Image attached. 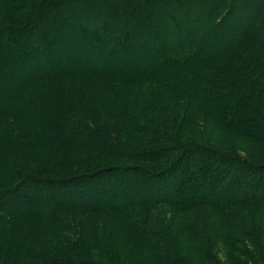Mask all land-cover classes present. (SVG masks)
Returning <instances> with one entry per match:
<instances>
[{
	"label": "rangeland",
	"instance_id": "374dc122",
	"mask_svg": "<svg viewBox=\"0 0 264 264\" xmlns=\"http://www.w3.org/2000/svg\"><path fill=\"white\" fill-rule=\"evenodd\" d=\"M20 2L0 0V23L3 19L7 22L20 19L26 12V6H20ZM125 4H128L126 12L120 17L111 14L104 30L108 37L99 33L100 41L93 48L90 41L89 44L68 28H57L61 25L57 19L60 15L53 21L48 18L41 28L48 31V42L43 44L39 40L40 45L35 50L28 43L29 38L37 36H26V28L11 34L0 33V191L25 193L23 201L29 206L26 211L6 213L3 209L17 201L13 202L11 196L3 199L0 196V264H127L124 258L136 264H258L262 260L264 263V206L251 204L238 212L232 208L233 216L229 220L242 232L234 235L231 228L224 230L221 227L222 237V230L217 233L221 215L208 208L205 202L199 204L201 207L197 206L199 201L205 200L204 195L198 193L193 202L185 203V208L191 207L189 210H174L164 203L166 189L160 188L156 177H149L144 172L169 168L171 165L167 164L173 162V158L175 160L177 152L170 143L175 139L179 141L180 136L189 139L194 147L214 148L224 154L238 155L250 163H264V144L254 141L247 133L258 131V126H241L242 134L222 131L215 120L217 118L213 117L218 114L217 120L224 118L221 107L215 111L208 107V103L205 108L209 112H205L204 108L197 109L193 101L187 100L179 88L173 87L175 90H172L170 86L167 93L160 85L147 82V78L155 76L154 70H138L137 64L145 62L153 48L167 42L169 26L152 14L147 5L136 7L132 12L128 8L131 2ZM131 12L135 19L126 26L125 19ZM77 15L80 17L74 15V18L84 24L96 18L87 12ZM150 27L157 29L149 38V43H155L153 48L148 43L145 45L146 42L139 44L144 38L148 40L143 31L149 30L150 33ZM127 30L131 35L127 37V43L122 44L119 37ZM46 70L66 71L62 74L66 81L62 84L63 91L72 93L75 101L84 103L82 107L91 104L96 113L86 114L95 117L99 125L108 128L112 135L122 132L120 136L123 135L122 139L132 149L108 152L103 148L100 136L92 131L83 132L84 138L80 140H67L74 113H68L67 120H61L52 110L43 111L35 85L24 88V84L22 92L19 91L21 95L17 94L18 85ZM97 70L103 72L92 74ZM206 81L202 78L201 84ZM210 98L213 97H208L206 103ZM234 102L236 105L240 103ZM72 107L71 102L67 103L64 113L72 112ZM242 112L240 110L237 114L241 116ZM50 113L53 117L56 114L54 124L47 119ZM65 130L69 133L66 134ZM161 145L171 148L160 154L151 148L158 149ZM178 158L183 157L178 155ZM187 161L188 157L180 166H186ZM16 164L24 171L21 179L14 176ZM88 165L92 171H109L113 165L119 169L137 167V170L136 176L129 177L125 172L123 175L110 174L99 183L96 178H90L89 183L94 184V188L80 185L81 194L72 190L73 194L71 188L65 189L67 187L55 191L40 189L25 179L33 174L57 182L68 175L89 171L84 169ZM210 186L203 184L199 189L208 191ZM69 192L79 201L81 209L76 207L74 211L61 214L56 210L58 213L54 216L53 200L63 198V193ZM88 205L105 209L96 214ZM16 214L21 216L12 221L10 217ZM26 216L32 217L27 219ZM54 217L56 220L52 222ZM189 230L195 232L191 239L187 233ZM160 235L167 236L168 241L179 249L178 252L176 248L175 257L163 263L157 259V249L154 250L152 242L153 238L158 241Z\"/></svg>",
	"mask_w": 264,
	"mask_h": 264
},
{
	"label": "trees",
	"instance_id": "16d2710c",
	"mask_svg": "<svg viewBox=\"0 0 264 264\" xmlns=\"http://www.w3.org/2000/svg\"><path fill=\"white\" fill-rule=\"evenodd\" d=\"M126 2H131L128 8L132 9V12L135 11L136 7L147 5L152 14H156L161 21L166 22L169 26L166 32L167 42L155 49L152 46L155 43H149V38L157 29L150 27V33L149 30L143 31L148 40H144V38L139 44L145 42V45L150 44L153 53L146 58L145 62L137 64V68L138 70L141 68L154 70L155 76L147 78V82H152L155 86L160 85L167 93H169L167 90H170V86H172V90L179 88L181 93L186 95L187 100L193 101L192 103L197 109L204 108L205 112H209V109L205 108L208 103V107L215 111L220 110L219 107H221L224 118L217 120L218 114H213V117L217 118L215 120L222 131L228 130L242 134L241 126L249 124H254V128L258 126V131L246 132L250 134L251 139L264 144V0H21L20 6H26V12L22 16H18L19 20L7 22L3 19L0 23L2 29L0 33L11 34L12 32H21L26 28L24 32L26 36L31 37L36 34L38 37L29 38L28 44L32 50H35L40 45L39 40L43 44L48 42V31H42L41 28L47 20L53 21V18L55 19L56 16L60 15L57 19L61 25L57 28H68L72 34L83 40H88L86 41L88 43L90 41L93 48L100 41L99 33H103V37L104 35L108 37L107 31L104 30L108 27L111 14L117 18L126 12L128 5L125 4ZM81 12H87L96 18L91 19L90 24L88 22L81 23L80 19L74 18V15L79 16L77 14H81ZM132 12L127 14L126 26H129L134 18ZM60 17L61 19H59ZM258 23L261 25L258 26ZM19 24L23 25V28H20ZM129 34V30L125 31L119 37V42L126 44ZM103 70H97L98 72L92 74L99 75L97 73L103 72ZM62 74H66V71L56 73V71L46 70L43 74L33 75L27 80L28 82L25 81L18 85L15 91L18 94L24 84V88L28 85H35L38 87V102L40 100L43 103V111L52 110V113H57L61 120L63 118L67 120V116H70L68 113H74L75 117L71 115V130L67 140H77V138L80 140L84 138L83 132L92 131L100 136L99 138L103 140V148L108 152L117 153L132 149V146L122 139L123 135L120 136L122 132H116L118 135H112L108 128L99 125L95 117L86 114L96 113L91 104L82 107L81 104L84 103L75 101L72 93L63 91L62 84H65L66 81H64L65 77ZM202 78L207 80L204 84H201ZM261 81L262 84H259ZM208 97L213 98H210L209 102L206 103ZM83 101L86 102V100ZM234 101L240 103L236 105ZM70 102L74 106L72 112L64 113L63 109ZM238 106L240 107L237 109ZM240 110L244 113L241 116L237 114L240 113ZM168 114L166 113V115ZM226 117L227 119H225ZM47 119L52 120L54 124V121L57 120L56 114L53 117L50 113ZM45 123L49 122L45 121ZM65 132L66 134L69 133L68 130ZM162 137H164L163 132ZM182 137L184 136L179 137V141L176 139L171 141L174 144L170 143L176 147L174 150L177 152L174 155L175 160L173 158V162L169 161L167 164L171 165L169 168H163V170L160 167V170L154 169L157 171L144 172L149 177H156L155 180L157 179L160 188L166 189L167 196L164 198V203L166 202L170 208L181 212L189 210L191 207L188 209L184 205L190 201L193 202L196 194L200 193V195H204L205 200L199 201L197 206L201 207L199 204L205 202L208 208L221 215L219 216L220 226H217L218 234L222 230L221 236L224 237L222 228L224 230L231 228L234 235L241 233V229L234 226V222L229 220L233 216L231 209L233 208L234 212H238L251 204L264 206V163H250L239 158L238 155L224 154L214 148L202 145L194 147L188 142L189 139ZM181 138L184 141H181ZM166 144L168 143L166 142ZM151 148L155 153L159 152L160 154L171 146L161 145L158 149ZM143 149L142 151H144ZM178 155L183 158L181 160L180 158L176 159ZM185 157L189 158L186 163L187 167L185 165L181 167L180 164L186 160ZM177 164L179 167H175ZM16 165L14 176L21 179L24 171L20 169L22 167ZM173 167H175L174 170ZM207 167H209L208 171H206ZM136 168L119 169L113 165L109 171L105 169L92 171L90 170L91 166L88 165L84 169H89V171L68 175L57 182L51 178L44 179L33 174L28 175L26 169L25 174L29 177L25 179L40 189L55 191L59 187L61 190L71 188L70 192L75 190L80 193V185L86 184L85 187L91 185L94 188V184L89 183L90 178H96L95 180L99 183V180L110 174L123 175L125 172L129 177L133 174L136 176ZM203 184L207 186L211 184L210 189L201 191L199 187H203ZM14 192L11 190L0 191L2 199L11 196L10 199L14 198L13 202L17 201L3 210L9 214L29 210V206L23 201L26 198L25 193L18 195ZM70 192L63 193V198L53 200L52 210H57L61 214L74 211L76 207H79V201L76 200L74 193L71 194ZM21 206L24 207L21 208ZM119 208L121 209V206ZM89 209L95 210L97 214L105 207L90 206ZM57 211L54 216L58 213ZM20 216L21 214H16L10 218L15 221ZM26 217L31 219L32 216ZM39 220L42 221L43 219L40 218ZM51 220L54 222L56 218ZM231 222L233 223L231 224ZM238 225L240 226V224ZM68 227L70 228L69 225ZM189 227L192 225L190 224ZM262 229L264 232V223ZM187 233L190 239L194 237V231L189 230ZM167 238V236L160 235L158 241L154 238L152 241L154 250L157 249V259L161 260V263L171 259L170 257H175L179 252L177 246H173ZM227 243L231 246L229 240ZM109 247L112 248L111 245ZM104 248L109 251L108 246L104 245ZM124 259L127 264H136L133 260ZM258 264H264L263 260Z\"/></svg>",
	"mask_w": 264,
	"mask_h": 264
}]
</instances>
